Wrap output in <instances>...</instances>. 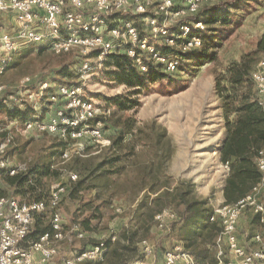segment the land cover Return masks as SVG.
Instances as JSON below:
<instances>
[{
    "label": "rangeland",
    "instance_id": "374dc122",
    "mask_svg": "<svg viewBox=\"0 0 264 264\" xmlns=\"http://www.w3.org/2000/svg\"><path fill=\"white\" fill-rule=\"evenodd\" d=\"M227 1L231 0H215L209 5ZM249 4L235 11L237 23L228 37H219L218 23L208 25L205 35L215 39L208 46L210 54L215 55L213 61L200 65L197 59L187 57L179 71L165 74L154 82L149 80V75H144L147 78L145 85L136 87L118 81L115 74L121 68L112 58L104 61L86 83L94 98L110 110L105 121V140L104 144L93 146L87 143L82 155L76 153L73 145L69 146L55 135L38 130L24 132L21 123L9 119L6 108H0V142L8 141V157L12 163L26 165V169L50 168V174L39 176L37 192H42L48 199L53 186L58 183L68 185L59 205L66 236L60 242L53 264H66L76 252L112 238L114 234L117 238L108 248V255L94 260L93 264H136L137 258L117 256L113 252L123 246L125 241L120 235L126 229L133 233L134 246L139 251L140 240H149L154 246V261L150 264H161L164 254L176 244L179 231L177 228L171 231L173 222H169L166 230L158 228L149 209H154L156 214L157 207L175 211L183 208L178 205L175 190L179 180H191L195 185L194 195L199 199L208 198L210 206L225 203L224 187L229 172L222 168L220 149L227 129L225 108L215 85L219 81L227 83V69L235 62L246 59L255 65L264 56L257 48L264 33V0H251ZM80 60L76 51L57 52L45 45L23 47L14 54L4 75L7 87L0 99L9 93L19 97L24 89L36 88L44 81L77 80L75 73ZM127 68L132 69V66ZM64 69L72 75L63 78L61 71ZM27 76L32 80L22 84L21 80ZM183 86L186 88L181 89ZM176 87L181 91L177 92ZM113 98L119 99L127 109L120 108ZM132 121L138 129L126 135L123 159L117 165L104 166L105 157L118 154L106 147L117 139L121 127ZM153 122L155 125L151 127ZM158 137L162 140L159 150L162 157L156 153L154 142ZM133 146L135 152H132ZM66 148L70 149L71 157L60 167L58 161ZM116 168L120 171H109ZM71 171L79 176L76 181H69ZM7 175L6 171H0V190L5 191L4 196L10 194L33 200L34 193L31 192L14 194L5 181ZM167 183L171 194L152 203L156 193L148 189H157ZM142 201H146L144 207L139 206ZM50 214V210L42 213L34 224L38 222L45 227L50 222ZM74 221L83 226L82 237L71 230ZM190 231V238L199 246L211 248L208 231L199 238L195 230ZM247 231L251 235L254 229L247 228Z\"/></svg>",
    "mask_w": 264,
    "mask_h": 264
},
{
    "label": "built area",
    "instance_id": "2783aa9c",
    "mask_svg": "<svg viewBox=\"0 0 264 264\" xmlns=\"http://www.w3.org/2000/svg\"><path fill=\"white\" fill-rule=\"evenodd\" d=\"M215 0H0V95L6 90L4 75L18 50L26 46L45 45L50 50L80 57L77 80L44 81L21 96L9 93L1 97L6 106L23 110L20 118L24 132L39 131L57 136L79 155L84 145L104 144L105 121L110 113L87 89V81L104 61L124 55L142 74L175 73L184 65L186 54L204 46L208 24L197 18L200 11ZM258 102L264 106V56L252 70ZM27 76L21 80L28 84ZM11 104V105H10ZM2 127H0V135ZM8 141L0 142V171L13 176L26 169L8 157ZM261 180L254 189L235 203L215 207L211 222L221 227L216 237L214 255L217 264H264V235L253 236L255 247L248 248L237 236L240 216L252 210L264 224V149L259 152ZM65 149L58 166L70 160ZM228 171L229 163H222ZM61 167V166H60ZM69 181L78 179L71 171ZM68 189L65 183L53 186L48 199L26 200L16 196L0 197V264H53L66 230L59 209ZM51 211L50 231L32 239L35 219ZM177 219L172 209L157 212L158 228L166 230ZM71 230L84 235L78 223ZM112 236V241L115 240ZM142 255L136 264H147L154 246L142 239ZM106 240L80 250L66 264H80L100 259L107 251ZM161 264H197L181 242L164 254Z\"/></svg>",
    "mask_w": 264,
    "mask_h": 264
},
{
    "label": "trees",
    "instance_id": "16d2710c",
    "mask_svg": "<svg viewBox=\"0 0 264 264\" xmlns=\"http://www.w3.org/2000/svg\"><path fill=\"white\" fill-rule=\"evenodd\" d=\"M251 0H231L215 6L206 5L197 18L203 19L208 25L219 24L220 34L219 37L226 38L234 31V25H236V10L245 8L250 5ZM215 28V29H218ZM208 29V28H207ZM262 38L258 42L257 48L264 54V33ZM204 46L197 51L186 54L187 57L197 59L200 65L215 59L214 54H210L208 46L215 41L214 36H206ZM207 47V48H206ZM112 61L121 69L115 75H117L118 81L126 84L130 87H136V85H145L147 78L146 74L140 73L136 68L129 69L127 66L131 65L129 58L124 55L113 56ZM256 64H251L246 59L235 62L227 69V83L217 82L215 89L218 96L222 100V105L225 108V122H226V134L225 140L220 149L221 160L223 163H229V176L225 183V203H235L249 194L254 186L261 180L262 173L259 171L258 158L259 152L264 149V106L259 104L257 97V90L255 88L254 80L252 78V70ZM63 78H68L72 74H67L65 69L61 71ZM165 76L163 73L152 72L149 74V80L152 82L158 81ZM65 82V80H57ZM187 86V85H186ZM183 86L181 89H185ZM176 91H181L179 88H175ZM139 91V90H137ZM113 101L119 105L120 108L127 109L124 103L117 98H113ZM6 108L9 119L20 118L23 116L24 111L18 110L16 107L6 106L0 100V108ZM125 127H121L117 139L112 140V145L107 146L108 150L117 151L118 154L113 157H105L103 165H117L123 159L122 149L124 148V139L126 135L134 133L138 128L134 127V123L127 122ZM155 123H151V127H154ZM141 130V128H139ZM163 133L166 130L163 129ZM161 137H158L155 143L156 153L158 154L161 147ZM132 152H135V146L132 147ZM171 154V153H170ZM159 155L160 154L159 152ZM119 172L120 169L109 170ZM49 166H35L34 168H27L21 170L16 175H7L5 178L6 183L12 187L14 194L26 195V193H34L33 200L39 201L40 199H46L42 192H37L36 185L40 180V175L50 174ZM181 185H185L184 188ZM194 183L191 180H179V185L175 187L176 194L178 196V205L183 207L177 213V219L173 221V229L176 228L179 231L178 239L182 242L184 249L195 256L197 264H217L216 255H214V248L216 245V237L221 232V227L216 222L210 221V216L215 207L209 205L208 198L199 199L194 195ZM148 190L156 193L155 199L152 203L156 204L159 199H163L171 194L168 183L162 185L157 189L150 187ZM5 191L0 190V197L4 196ZM8 195V194H7ZM10 195V194H9ZM50 196V195H49ZM146 201H142L139 206L144 207ZM156 213L164 210L162 207L156 208ZM155 210L149 209L150 215L155 217ZM44 213V212H42ZM41 213V214H42ZM39 214V215H41ZM37 216L36 218H38ZM36 220V219H35ZM73 223H81L74 221ZM72 223V224H73ZM177 226V227H176ZM34 229L30 233L32 239H37L40 234L50 231V224L40 226L38 222L34 224ZM83 228V226H81ZM187 230V231H185ZM195 230L196 237L199 238L206 231L210 235L209 243L211 248L201 247L198 245L195 239L190 238L191 231ZM117 238V235L114 234ZM115 238V240H116ZM122 241H125L121 248L114 249L113 252L117 256L129 255L130 259L140 260L142 255V249L139 251L134 246L133 233L129 229L123 231L120 235ZM145 239V238H142ZM141 239V240H142ZM111 238H108V248L112 243ZM140 240V241H141ZM194 240V241H193ZM98 243V242H97ZM107 252V251H106ZM105 252V257L108 255ZM128 257V256H127ZM94 260L84 262L83 264H93Z\"/></svg>",
    "mask_w": 264,
    "mask_h": 264
},
{
    "label": "crops",
    "instance_id": "0c3cea01",
    "mask_svg": "<svg viewBox=\"0 0 264 264\" xmlns=\"http://www.w3.org/2000/svg\"><path fill=\"white\" fill-rule=\"evenodd\" d=\"M220 160H221V157H220ZM221 163H223L222 160H221ZM222 168H223V165H222ZM247 228L248 229L253 228L254 229L253 234L249 235V231H247ZM258 232L264 235V224H262L261 221H259V216L257 214H255L252 210H247L239 218L237 236L243 245H245L248 248H253L255 247V244L252 239H253V236L257 234ZM175 241L180 242L179 240L178 241L175 240ZM153 259H154V256L148 258L147 264H150V262H153L154 261Z\"/></svg>",
    "mask_w": 264,
    "mask_h": 264
}]
</instances>
